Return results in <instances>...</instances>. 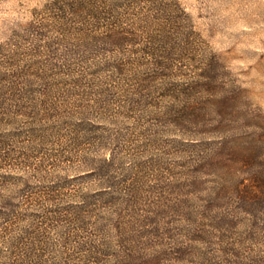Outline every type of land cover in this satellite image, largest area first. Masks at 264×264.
I'll use <instances>...</instances> for the list:
<instances>
[{
  "label": "trees",
  "instance_id": "obj_1",
  "mask_svg": "<svg viewBox=\"0 0 264 264\" xmlns=\"http://www.w3.org/2000/svg\"><path fill=\"white\" fill-rule=\"evenodd\" d=\"M45 10L58 13L53 21L60 28L66 24L62 13L71 15V72L64 70L59 84H52L57 75L42 72L38 59L19 63L27 51L12 42L26 36L38 55L44 27L38 15L23 35L9 38L8 57L0 47V264H264V213H257L264 212V116L251 111L244 87L223 79L218 56L203 46L179 0H51ZM66 86L73 102L63 115L71 117L77 160L88 167L41 188L38 177L45 171L34 154L52 133L55 93ZM155 93L166 99L164 106L156 104ZM130 111L156 120L140 126L154 130L151 142L164 134L156 127L171 128L167 134L175 136L166 146L184 156L183 166H193L188 184L202 183L200 173L213 176L201 203L186 195L158 200L176 181V165L163 156L151 162L150 183L136 174L143 162L124 167L127 133L110 129L119 113ZM18 140L23 144L16 146ZM80 178L91 187L57 205L58 192ZM40 191L46 192L45 207L38 203ZM233 195L247 221L223 210ZM62 213L83 229L94 227L84 236L58 229L69 244L64 251L42 226L61 221ZM121 213L202 214L187 216L185 229L174 232L152 227L146 214L125 221ZM238 227L243 229L233 231Z\"/></svg>",
  "mask_w": 264,
  "mask_h": 264
},
{
  "label": "rangeland",
  "instance_id": "obj_2",
  "mask_svg": "<svg viewBox=\"0 0 264 264\" xmlns=\"http://www.w3.org/2000/svg\"><path fill=\"white\" fill-rule=\"evenodd\" d=\"M49 1L51 0H0V47L5 48L3 56L8 57L9 52L6 51V46L10 47L9 40H12L9 38L15 33L23 35L22 30L25 25L35 19V15L41 17L44 27L41 30V48L37 56H35V52L30 50L31 45L26 36L18 37L12 42H16L21 45L20 47H23L24 51H27L25 55L20 54L19 63L27 65L28 59L33 57L38 59L42 72L57 75V79H52V84L55 85L63 80L61 73L64 70L71 72V15L67 12L62 13L65 16L66 24L62 23V28H60L53 21V17L58 13L45 10V5ZM179 2L190 14L194 29L197 31L203 46L218 56L219 63L224 68L223 79L244 87L246 101L251 111L264 116V0H179ZM6 65L10 64L7 63ZM133 83L131 82L130 86ZM152 96L157 105H165L166 99L162 97L161 93H155ZM54 101L58 106L53 111L55 114L52 121V133L47 134L41 141L40 150L42 152L38 156L34 154L38 160L33 159V161H40L41 169L45 171L42 177H38L43 181L41 188L45 185L44 182L48 183V181L59 180L63 177L70 178L72 175H80L88 167L77 160L79 149L76 150L75 143L71 141V130L68 128L71 126V117L67 118L63 115L64 110L71 111V101L73 102L71 86H66L61 92H56ZM61 111L62 114L59 115ZM146 111L149 109L147 108ZM150 120L156 121L148 112L141 117L136 111L119 113L116 117V123L110 130L114 132L124 131L128 137V144L126 143L123 148L124 167H129L134 162H143L145 165L136 171V174L140 176H137L138 179L143 180L144 183H150L155 177L151 162L154 157L163 156L165 162L176 165L171 172L176 181L158 193V200L170 202V200L180 199L186 195V197L191 198L190 202L193 204L194 201L201 203L200 200L207 197L209 187L214 185L213 176L200 173L198 177L203 181L202 183L188 184L189 179L187 178H190V174H194L193 166H183L184 156H181L178 150H172L170 146H166V142L171 139V136H175L174 134H167L171 128L165 125L156 127L155 130L164 134L160 136L158 143L151 142L150 132L154 130L143 132V129L140 128ZM21 144H23L22 140L15 143L16 146ZM48 153L59 156L51 159ZM186 154L190 155L191 153L186 152ZM9 169L13 172H20L19 168L12 167ZM162 169H166V167ZM163 175L166 176L167 173L164 172ZM89 187H91V183L86 182L84 178H80L74 183L70 181L65 188L58 192L55 203L57 205L70 204L74 194L85 191ZM44 194L46 192L40 191L39 193L38 203L41 207L47 205L43 198ZM238 204L236 196L233 195L227 199L226 203L222 204V207L226 212L237 213L238 220L247 221L249 216L244 214L247 212L240 210ZM87 214L82 213L86 219L84 222L92 223ZM145 214L150 216L147 221L152 222L149 223L152 227L158 226L160 229L177 232L185 229L187 216L202 213H121L122 220L125 221L144 217ZM60 215L61 221L52 224L47 222L42 225L56 250L69 249V244L64 243L63 237L57 233L58 229H71V232L77 231L80 236L94 230V227L84 223V229L81 228L82 223L74 222L72 215L65 213ZM138 226V223H134L133 227L137 228ZM241 229L243 228L238 227L233 231ZM252 245L254 246L248 241L245 243L247 247H253Z\"/></svg>",
  "mask_w": 264,
  "mask_h": 264
}]
</instances>
